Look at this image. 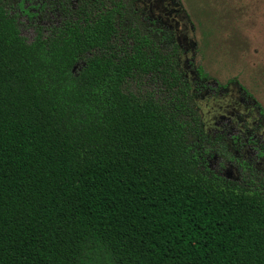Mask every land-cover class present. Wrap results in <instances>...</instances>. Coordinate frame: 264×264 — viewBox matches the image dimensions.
<instances>
[{
    "label": "trees",
    "instance_id": "16d2710c",
    "mask_svg": "<svg viewBox=\"0 0 264 264\" xmlns=\"http://www.w3.org/2000/svg\"><path fill=\"white\" fill-rule=\"evenodd\" d=\"M73 1L27 42L0 0V264H264V183L210 167L178 31Z\"/></svg>",
    "mask_w": 264,
    "mask_h": 264
},
{
    "label": "rangeland",
    "instance_id": "374dc122",
    "mask_svg": "<svg viewBox=\"0 0 264 264\" xmlns=\"http://www.w3.org/2000/svg\"><path fill=\"white\" fill-rule=\"evenodd\" d=\"M3 1L27 42L37 29L47 35L59 27L76 7L73 0ZM124 1L147 28L169 32L167 49L175 45L170 29L178 31L192 81L199 68L206 73L199 104L210 167L232 180L264 183V0Z\"/></svg>",
    "mask_w": 264,
    "mask_h": 264
}]
</instances>
